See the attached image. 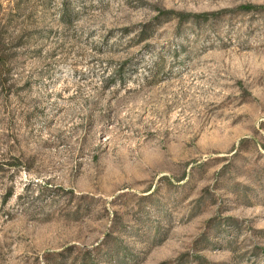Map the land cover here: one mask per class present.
<instances>
[{"label": "rangeland", "instance_id": "1", "mask_svg": "<svg viewBox=\"0 0 264 264\" xmlns=\"http://www.w3.org/2000/svg\"><path fill=\"white\" fill-rule=\"evenodd\" d=\"M61 4L0 0V264H264V0Z\"/></svg>", "mask_w": 264, "mask_h": 264}, {"label": "trees", "instance_id": "2", "mask_svg": "<svg viewBox=\"0 0 264 264\" xmlns=\"http://www.w3.org/2000/svg\"><path fill=\"white\" fill-rule=\"evenodd\" d=\"M59 16L62 23H70L67 0H62ZM23 32L19 30H12V25L9 21H7L5 24H0V92L3 88V84L5 85L7 80L6 76H8V74L11 72V69L16 62L18 51L26 43V40L24 41L23 39L24 34L26 33L25 31ZM143 35L147 36L146 29L141 34V38L145 39L146 37Z\"/></svg>", "mask_w": 264, "mask_h": 264}]
</instances>
